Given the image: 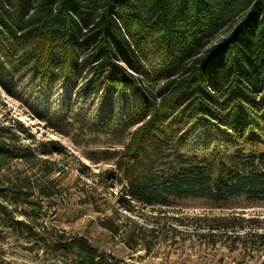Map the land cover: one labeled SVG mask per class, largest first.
Segmentation results:
<instances>
[{"label": "trees", "instance_id": "1", "mask_svg": "<svg viewBox=\"0 0 264 264\" xmlns=\"http://www.w3.org/2000/svg\"><path fill=\"white\" fill-rule=\"evenodd\" d=\"M0 32L14 39L16 52L29 56L35 81L44 84L56 75L75 80L85 56L110 69L105 76L109 87L140 96L147 117L121 150L102 152L104 160H114L110 176L119 188V208L169 207L182 199L216 206L238 198L264 201V150L256 142L264 138V130L248 116L225 127L210 120L212 103L221 100L264 108V0H0ZM146 51L167 65L168 74L150 76L140 58ZM124 55L133 74L119 64ZM147 80L159 85L154 88ZM185 115L188 125L203 119L234 147L217 149L209 158L186 152L181 133L175 131ZM45 120L59 134L97 132L75 114H47ZM12 124L0 125V169L33 156V149L18 145V133L28 140L33 135L19 121ZM110 130L108 135L118 133L116 127ZM40 144L48 153L63 151L56 141ZM45 180L0 184V238L2 226L8 227L21 241L71 264H119L85 236L53 228L39 231L13 218L9 207L23 208L19 214L29 221L36 214L35 198L55 197V181ZM235 219L213 218L218 226L211 228L228 231ZM104 228L119 233V225L109 220ZM251 232L264 238V232Z\"/></svg>", "mask_w": 264, "mask_h": 264}, {"label": "rangeland", "instance_id": "2", "mask_svg": "<svg viewBox=\"0 0 264 264\" xmlns=\"http://www.w3.org/2000/svg\"><path fill=\"white\" fill-rule=\"evenodd\" d=\"M224 33L222 30L217 38ZM13 41L9 33L0 32V125L11 126L13 120L23 124L34 140L18 133V145L33 149V156L28 162L14 160L1 168L0 184L8 180L17 183L21 178L31 184L45 183L46 177L55 181L58 190L49 200L35 198L36 214L29 221L19 214L23 208L9 207L16 221L39 231L53 228L66 235L85 236L119 264H264V238L249 234L264 232V201L238 198L216 206L202 199H182L169 207L133 204L132 211L119 208V188L110 176L114 160H104L102 152L121 150L129 134L147 117L140 96L123 95L120 89L109 87L105 76L110 69L85 56L78 63L77 79L64 80L56 75L44 84L35 81L28 64L31 59L16 52ZM42 53L45 56V51ZM145 53H140L141 62L153 79L168 74L166 64L151 51ZM125 59V55L120 56L119 64L133 74ZM147 82L154 88L159 85ZM212 105L210 120L220 127L248 116L264 130V108L259 103L247 108L245 103L221 100ZM47 114H75L97 132L91 135L73 129L56 133L48 127ZM187 122L185 115L175 128L184 139L186 152L209 158L217 149L229 151L234 147L203 119ZM114 127L118 133L108 135L106 132ZM49 141H56L63 151L46 152L47 146L40 143ZM256 142L264 150V138L258 137ZM232 215L237 220L229 222L233 227L230 231L211 228L218 226L213 218ZM106 220L119 225L118 234L104 228ZM2 228L0 264H71L68 258L50 256L41 246L21 241L11 228Z\"/></svg>", "mask_w": 264, "mask_h": 264}]
</instances>
